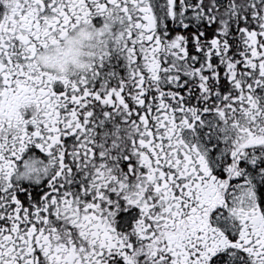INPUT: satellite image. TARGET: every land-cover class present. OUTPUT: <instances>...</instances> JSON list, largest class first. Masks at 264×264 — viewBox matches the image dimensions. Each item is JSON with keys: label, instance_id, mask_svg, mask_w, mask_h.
<instances>
[{"label": "snow or ice", "instance_id": "obj_1", "mask_svg": "<svg viewBox=\"0 0 264 264\" xmlns=\"http://www.w3.org/2000/svg\"><path fill=\"white\" fill-rule=\"evenodd\" d=\"M0 264H264V0H0Z\"/></svg>", "mask_w": 264, "mask_h": 264}, {"label": "clouds", "instance_id": "obj_2", "mask_svg": "<svg viewBox=\"0 0 264 264\" xmlns=\"http://www.w3.org/2000/svg\"><path fill=\"white\" fill-rule=\"evenodd\" d=\"M46 57L53 63L64 62L66 67H71L70 62L76 59L83 60V57L80 56V50L75 47H68L63 49L61 52H49L45 54Z\"/></svg>", "mask_w": 264, "mask_h": 264}]
</instances>
